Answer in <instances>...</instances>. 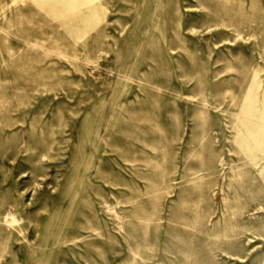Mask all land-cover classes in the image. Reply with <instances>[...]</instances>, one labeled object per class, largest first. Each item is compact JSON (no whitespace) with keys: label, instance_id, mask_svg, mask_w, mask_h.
Listing matches in <instances>:
<instances>
[{"label":"rangeland","instance_id":"374dc122","mask_svg":"<svg viewBox=\"0 0 264 264\" xmlns=\"http://www.w3.org/2000/svg\"><path fill=\"white\" fill-rule=\"evenodd\" d=\"M0 264H264V0H0Z\"/></svg>","mask_w":264,"mask_h":264}]
</instances>
